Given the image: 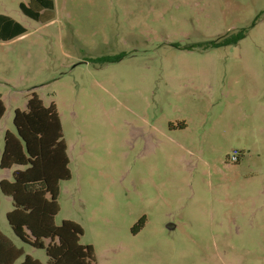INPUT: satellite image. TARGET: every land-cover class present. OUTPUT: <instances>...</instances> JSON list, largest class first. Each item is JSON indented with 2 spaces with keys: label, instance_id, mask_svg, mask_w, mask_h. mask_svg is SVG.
<instances>
[{
  "label": "rangeland",
  "instance_id": "rangeland-1",
  "mask_svg": "<svg viewBox=\"0 0 264 264\" xmlns=\"http://www.w3.org/2000/svg\"><path fill=\"white\" fill-rule=\"evenodd\" d=\"M27 2L0 0L25 28L0 42V149L30 92L54 104L71 173L55 224L97 264H264V0H53L48 23Z\"/></svg>",
  "mask_w": 264,
  "mask_h": 264
},
{
  "label": "trees",
  "instance_id": "trees-1",
  "mask_svg": "<svg viewBox=\"0 0 264 264\" xmlns=\"http://www.w3.org/2000/svg\"><path fill=\"white\" fill-rule=\"evenodd\" d=\"M53 0H28L20 3L19 10L27 18L47 23L54 18ZM254 24V23H253ZM25 33V28L12 18L0 15V41L7 42ZM245 36L241 30L228 37L185 47L215 49L236 45ZM103 62H115L119 58H102ZM5 107L0 100V119ZM14 133L4 135L0 168L13 166L23 170L13 172V182H0V191L10 197L13 210L7 214L8 224L15 237L34 249L43 250L46 264H97L90 245H81L82 228L75 222H54L59 213L57 202L59 184L70 180L66 144L56 107H44L35 93H31L26 111H14ZM142 217L132 228L136 234L143 226ZM21 252L14 249L0 233V264H13ZM21 264H41L25 256Z\"/></svg>",
  "mask_w": 264,
  "mask_h": 264
},
{
  "label": "crops",
  "instance_id": "crops-1",
  "mask_svg": "<svg viewBox=\"0 0 264 264\" xmlns=\"http://www.w3.org/2000/svg\"><path fill=\"white\" fill-rule=\"evenodd\" d=\"M52 21V20H51ZM48 23V22H47ZM25 34V33H24ZM23 35V34H22ZM21 35V36H22ZM21 36H19V37H21ZM19 37H16V38H14V39H12V40H10V41H7V42H11V41H13V40H15V39H17V38H19ZM0 42H3V41H0ZM31 93H35V92H30L28 95H27V102H28V100H29V98H30V95H31ZM36 94V93H35ZM0 100H1V98H0ZM1 102L3 103V101L1 100ZM27 102H26V106H27ZM42 104H43V102H42ZM52 104V103H51ZM3 105H4V103H3ZM43 106L44 107H48V106H45L44 104H43ZM50 106V105H49ZM4 107H5V105H4ZM18 110V109H17ZM19 111H21V110H19ZM24 111H26V108H25V110ZM5 113H6V107H5V112H4V115L2 116V118L0 119V123H1V121H2V119L4 118V116H5ZM13 116H14V112H13ZM59 116V115H58ZM60 119V118H59ZM61 123V122H60ZM12 124H13V119H12ZM13 128H14V126H13ZM168 128H171V130H173V125L171 124V123H169V126H168ZM178 128H181V129H185V125H183V124H181V125H179L178 126ZM6 132H10V131H8V130H5L3 133H2V147H1V149H0V156H1V153H2V150H3V143H4V135H5V133ZM15 132V129H14V131L13 132H10V133H14ZM67 148V147H66ZM66 151H67V149H66ZM68 156V155H67ZM15 170H23V168L22 167H18V166H13V167H11V168H9V169H1L0 168V172H3V173H0V182L1 181H6V182H9V183H12L13 182V172L15 171ZM61 183V182H60ZM1 196H4V197H6V198H8L9 200H10V204H11V209L9 210V211H7L6 212V214H5V219H6V224H7V228H8V230H7V232H10V234L12 235V237L14 238V240H15V242H17L20 246L18 247L17 245H16V243L13 241V239L12 238H9L8 236H6L5 235V232H3L1 229H0V233L2 234V236L10 243V245L14 248V249H16V250H19L20 252H21V256L13 263V264H17L19 261V263L18 264H21L22 262H23V259H24V257L25 256H29V257H31L30 255H28V254H26L25 252H24V249H23V247L22 246H26V247H30V246H28V245H26V244H23L21 241H19L16 237H15V235L13 234V232H12V230H11V228H10V226H9V224H8V221H7V214L9 213V212H11L12 210H13V204H12V200H11V198L10 197H7V196H5V195H3L2 193H1V191H0V204H1ZM58 200V199H57ZM59 210H60V208H59ZM58 215V214H57ZM55 219H56V217H55ZM55 219H54V222H55ZM70 221V220H69ZM30 248H32V247H30ZM32 249H34V248H32ZM37 250V249H36ZM39 251H43V250H39ZM46 256V255H45ZM32 259H34V260H37L38 262H40L41 264H46L47 263V257H46V260H45V262H41L40 260H38V259H35V258H33V257H31Z\"/></svg>",
  "mask_w": 264,
  "mask_h": 264
},
{
  "label": "built area",
  "instance_id": "built-area-1",
  "mask_svg": "<svg viewBox=\"0 0 264 264\" xmlns=\"http://www.w3.org/2000/svg\"><path fill=\"white\" fill-rule=\"evenodd\" d=\"M235 155L233 156L232 160L234 162H237L238 161V157L236 156L237 155V152L234 153Z\"/></svg>",
  "mask_w": 264,
  "mask_h": 264
},
{
  "label": "water",
  "instance_id": "water-1",
  "mask_svg": "<svg viewBox=\"0 0 264 264\" xmlns=\"http://www.w3.org/2000/svg\"><path fill=\"white\" fill-rule=\"evenodd\" d=\"M170 226V225H169Z\"/></svg>",
  "mask_w": 264,
  "mask_h": 264
}]
</instances>
